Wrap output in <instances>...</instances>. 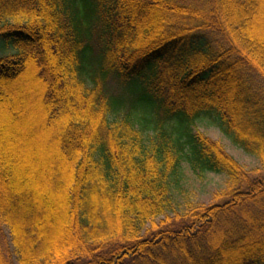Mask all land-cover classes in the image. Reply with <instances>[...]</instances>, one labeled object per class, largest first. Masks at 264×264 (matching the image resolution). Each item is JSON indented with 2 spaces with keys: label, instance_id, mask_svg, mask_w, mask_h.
<instances>
[{
  "label": "trees",
  "instance_id": "1",
  "mask_svg": "<svg viewBox=\"0 0 264 264\" xmlns=\"http://www.w3.org/2000/svg\"><path fill=\"white\" fill-rule=\"evenodd\" d=\"M202 116L264 169V0H0V238L18 264H264V175ZM182 162L225 174L220 201L177 211Z\"/></svg>",
  "mask_w": 264,
  "mask_h": 264
},
{
  "label": "rangeland",
  "instance_id": "2",
  "mask_svg": "<svg viewBox=\"0 0 264 264\" xmlns=\"http://www.w3.org/2000/svg\"><path fill=\"white\" fill-rule=\"evenodd\" d=\"M7 125L8 123H1L0 129L5 130ZM194 129L217 142L225 152L235 159L245 170L264 175V169L259 160L233 144L232 141L220 131L218 124L215 123V119L202 116L196 121ZM5 136L9 137L8 133ZM10 139L13 140L12 138ZM48 139L52 140L53 138L51 137V139ZM227 180L225 174L221 173L208 172L198 176L191 171L186 162H182L178 182L175 184L173 179L172 183H170V189L177 211L184 212L188 204L210 206L220 201V194L226 189ZM1 229V253L3 252L5 256L8 255L13 264H18L17 257L14 255L13 246L10 241L9 229L4 224H2Z\"/></svg>",
  "mask_w": 264,
  "mask_h": 264
}]
</instances>
